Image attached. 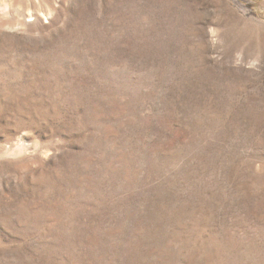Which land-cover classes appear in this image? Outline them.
<instances>
[{
	"label": "rangeland",
	"instance_id": "obj_1",
	"mask_svg": "<svg viewBox=\"0 0 264 264\" xmlns=\"http://www.w3.org/2000/svg\"><path fill=\"white\" fill-rule=\"evenodd\" d=\"M0 264H264V0H0Z\"/></svg>",
	"mask_w": 264,
	"mask_h": 264
}]
</instances>
